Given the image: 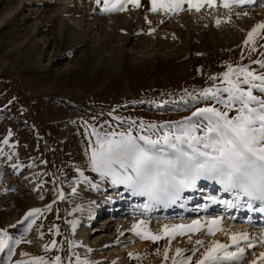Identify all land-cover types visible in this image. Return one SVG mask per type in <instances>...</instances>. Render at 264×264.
Wrapping results in <instances>:
<instances>
[{"label": "rangeland", "instance_id": "obj_1", "mask_svg": "<svg viewBox=\"0 0 264 264\" xmlns=\"http://www.w3.org/2000/svg\"><path fill=\"white\" fill-rule=\"evenodd\" d=\"M121 3L123 11L103 12L104 0H0V230L12 237L0 264H38L36 257L44 264H56V257L59 264H173L190 257L188 264H197L216 241L228 252L244 249L238 261L219 264H264L253 259L264 253V238L250 230L245 239L237 233L234 244L222 234L227 217L243 224L262 220L254 216L264 215V202L200 178L174 202L160 203L112 183L90 164L94 133L156 139L178 134L173 125L197 108L235 116L238 103L229 108L213 98L228 100L229 66L230 80L245 91L252 85L253 95L264 99L255 87L264 82L244 84L239 72L264 75L258 63L264 62V29L245 43L264 24V0L240 6L229 0V7L222 0H185L169 12H153L151 0L139 6L109 0V7ZM33 209L41 211L26 220ZM101 210L109 211L105 224ZM215 218L223 230L209 235ZM193 221L200 231L185 228L174 239L164 231ZM78 227L88 231L85 241ZM137 231L162 238L142 239Z\"/></svg>", "mask_w": 264, "mask_h": 264}, {"label": "snow or ice", "instance_id": "obj_2", "mask_svg": "<svg viewBox=\"0 0 264 264\" xmlns=\"http://www.w3.org/2000/svg\"><path fill=\"white\" fill-rule=\"evenodd\" d=\"M100 2L101 0H96L97 5ZM131 2L139 6V0H131ZM151 2L153 12L161 10L169 12L180 9L185 0H151ZM187 2L191 5L193 0ZM213 2L214 0H208L209 4ZM252 2L253 0H231L236 6ZM222 3L225 7H229V0H222ZM193 6L199 11V3ZM123 10L122 3L118 7L116 4L109 7V0H104L101 9L103 12ZM258 29H264V24H257L248 33L246 44L253 40ZM258 63L264 68V62ZM232 71L229 66V73ZM239 72L244 73V84H250V80L264 82V75H254L246 68L239 69ZM229 73H225L224 77L231 86L223 89L224 92L229 93L228 100L221 101L216 93H213V98L229 108L238 103L240 107L236 108L235 116L229 117L227 111L215 107L197 108L190 117L173 125L174 133L178 131V134L165 132L156 139L150 135L134 136L131 131L119 133V139L113 138L116 133H105L103 137L99 133H94L97 135V140L90 157L92 170L102 177L111 178L114 184H125L134 192L147 195L151 200L160 203L174 202L185 188L194 185L200 178L214 179L224 185L227 191H236L249 199L264 202V99L253 95L252 85L246 91L241 89L238 82L234 83L229 79ZM255 87L264 92V83ZM209 91L205 90L203 95L206 97ZM132 123L135 124L134 121ZM139 127L145 128L143 122ZM156 127L155 124L148 125L151 129ZM201 131L203 135L197 134ZM229 206H232L231 203ZM40 211L33 209L25 219ZM209 224L216 226L215 230L208 227L209 235H215V231L223 230L219 226L220 218L209 221ZM30 227L31 224L28 225V228ZM201 227L198 221H193L188 226H173L171 233L165 225L164 231L170 239H174L176 235H183L185 228L188 231L198 232ZM133 228L135 229L136 225ZM177 229L180 231H176ZM136 234L142 239L153 242L162 238L151 233L142 234L139 231ZM246 235H240L239 239H245ZM230 238L234 244H238L237 235H232ZM9 241H12V237L6 230H0V252L5 249L11 250ZM19 242L14 241L17 244ZM197 244H203V241L197 240ZM227 248L226 244L214 242L206 249L203 258L198 260L197 264H219L221 260L238 261L244 255L243 248L238 247L236 252L225 251ZM181 252L182 249H176L177 255ZM221 252L223 255L220 254ZM260 255L264 258V253ZM164 258L168 259L167 248L164 251ZM189 259L190 257L177 261L173 258V264H188ZM34 260L38 264H44L42 257H36ZM59 261L60 257H56V264H59Z\"/></svg>", "mask_w": 264, "mask_h": 264}, {"label": "bare ground", "instance_id": "obj_3", "mask_svg": "<svg viewBox=\"0 0 264 264\" xmlns=\"http://www.w3.org/2000/svg\"><path fill=\"white\" fill-rule=\"evenodd\" d=\"M219 193H221V191ZM103 212H104V210H101V212L99 214V216H102V218L105 217V215L109 211L105 210L106 214H103ZM213 214H217V212H215ZM225 216L227 217V215H225ZM258 216L262 220H258L256 224H254L255 222L253 224H251V223L243 224L242 222H235L231 218L227 217V220H230V222L225 223L224 228H227L228 227V230L224 229V231L222 232V234L228 233L227 234V239H228V241H232V239L230 238L232 235H236L237 233H240V234L241 233H245V234H247V233H249L248 231L251 230L252 231L251 232V235L252 236H255V237L258 236L259 240L260 239H263L264 238V215H262V214L261 215H255L254 217H258ZM103 220H104V222H102V223L105 224L106 221H107V217L106 218H103ZM104 228H106V227H104ZM75 231L77 233L76 235L78 237H80L81 239H83L84 241L89 236L88 231L86 229H84L83 227H78V228L75 229ZM128 240H131V237ZM255 245H257V244H255ZM141 247H142V245L140 243H138V244H136L134 246V249H140ZM253 259H255L256 261H262V260H264V258H261V255L258 256V258H254L253 257Z\"/></svg>", "mask_w": 264, "mask_h": 264}]
</instances>
